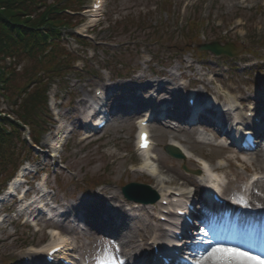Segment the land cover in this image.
<instances>
[{
    "label": "rangeland",
    "instance_id": "rangeland-1",
    "mask_svg": "<svg viewBox=\"0 0 264 264\" xmlns=\"http://www.w3.org/2000/svg\"><path fill=\"white\" fill-rule=\"evenodd\" d=\"M84 1L89 8L92 0ZM105 1L104 15L101 16L103 21L107 22L105 26L94 31L89 28V33L83 31L84 26L88 27L91 23L85 11L82 18L87 21L74 29V32L88 36L89 41L82 43L67 33L64 34L67 47L81 59L77 62V66L81 68L85 64V70L72 71L64 80H51L48 95L51 112L49 115L52 116L49 118L55 120V123H50V120L48 122L51 131L43 137L38 146L42 151L36 149L33 152L26 151L30 161L24 163L21 170L28 173L29 180L41 178L43 185L47 182V185L51 187V189L46 188L48 198L56 200L59 211H67L70 213L69 216L79 210L80 203L95 204L101 202L103 198L111 206L115 205V209L117 208L124 216H137L141 222L135 221L133 226L131 225L135 228L134 230L139 231L135 233L134 241L145 247L146 240H143L142 231L151 232L152 228H160L163 224L158 221V214H155L152 209L130 203L121 192L122 185L131 181L154 185L152 177L140 168L142 158L136 153L135 146L138 120L145 112L123 116L125 109L120 103L124 97H133L135 91L129 86H124L121 78L115 79L114 84L111 85L117 98L115 103L119 108H123L119 110L121 115L114 117L113 121L105 129L98 131L96 138L90 141L92 138L85 139L86 133L82 127L85 107L79 105V102L82 98L91 99L94 96V89L104 87L108 78L113 77L110 70L101 68L103 66L113 69L115 76L126 74L131 77L133 83L144 82L149 77L153 82L161 81L160 77L153 76L149 72L151 70L155 73L168 74L164 81L169 82V85L170 82L178 83V81L186 83L191 75V78L195 79L192 81L195 83L192 87L202 90L205 95L204 87L208 90H217L219 93L220 90L209 81L215 77L218 81L222 79L221 82L227 84L226 91L232 92L228 94L229 96L264 95V0L245 2L243 0ZM188 21H200L199 23L204 24V28L192 32V37L188 33V28L186 29ZM235 25L238 26L233 28ZM90 38L106 39L108 42L98 45ZM195 39L199 42L233 41L236 46L243 49L240 55L228 60L226 56L218 57L208 51H204L205 53L196 49L194 51L191 46ZM17 59L12 64L13 75L8 88L10 100H4L5 110H13V103L19 101L17 95H20L24 89L28 90L32 87L33 82L28 80L29 73L41 67L48 69L49 62L54 60V56L51 55L46 60H39L32 56H19ZM180 60L186 61L185 66L189 63L195 65L194 71L185 68V75L188 76L185 80L180 78ZM119 61L124 62L126 66L119 64ZM212 66L215 68L213 69ZM202 76L206 77L205 82L197 81ZM183 90L182 103H185L189 88ZM24 95L25 92L20 100ZM141 95L144 96V94ZM137 99L135 95L132 101ZM242 112L245 110L242 109ZM181 123L184 125L182 121ZM59 127L66 130L62 138L65 146L55 153L51 145L57 141L56 132ZM150 129L155 143L152 154L156 157L160 156L164 161L163 164L157 161V165L160 164L165 177L174 176L177 177L178 183L186 182L189 178L184 177L183 165L188 166L189 163L175 159L165 152L164 145L168 139H164L158 123H151ZM205 135L210 139L213 138L211 134ZM186 138H189L187 145L194 151V157L195 154L203 153L213 159L214 165L219 164L213 158V154L208 155L210 151H215L216 154L221 153L214 149V146L199 145L191 134H187ZM217 142L220 141L217 140ZM17 152L18 150L15 153ZM10 154L11 156L14 154L13 150ZM221 154L224 156L223 153ZM253 154L240 155L236 150L234 154L225 153L226 158L231 157L234 160L232 168H227L228 164L222 160V164L226 167L221 176L229 181L223 187L226 194L229 193L238 198L249 195L246 190L251 192L256 181V177L251 179L256 166L249 163L248 171L234 158L240 156L247 161ZM171 160L177 162L173 165L175 172L169 170ZM66 166L68 169L65 168ZM11 173L12 169L0 175V185ZM96 182L106 183L94 189L92 186ZM259 189L261 190V187ZM113 196H116V199H113ZM12 199L8 198L6 202H1L0 208H6ZM150 213H153V218L150 217ZM11 219L10 215L6 217L5 214L0 215V264L22 263L21 257L29 250L31 244L44 247L52 241L53 233L46 231L44 226L54 224L58 227L60 224L57 221L41 220L40 229H37L28 223L25 224V221L11 224ZM72 227H76V230L73 231ZM62 228L76 239L79 256L88 255L90 259H95L102 255H109L108 246L101 244L98 239L91 238L88 230L84 232L83 229L74 226L70 219ZM130 247L131 245L127 246L126 250H130Z\"/></svg>",
    "mask_w": 264,
    "mask_h": 264
},
{
    "label": "bare ground",
    "instance_id": "bare-ground-1",
    "mask_svg": "<svg viewBox=\"0 0 264 264\" xmlns=\"http://www.w3.org/2000/svg\"><path fill=\"white\" fill-rule=\"evenodd\" d=\"M92 11V9H91ZM99 11H95L92 12V14L90 13V15L92 17H96L97 13ZM188 68L192 71L195 70V65L193 63H190L188 65ZM182 71L181 73V78H183L182 76L185 75V72L183 71V66H181ZM201 82H205L206 77L202 76L198 78ZM218 81V78H213L211 83H214ZM149 84H128L129 87L131 89H133V91H135L136 86H138L139 89L142 90H146L147 93H150L153 90H156L157 92V96L159 97V100H156L157 104H147V103H140L137 106H133L130 108L129 104H126V107H124L125 112L123 114V116H129V115H137L139 113L142 112V107H145V105H148L150 107V109H157V110H161V106L163 104H165L164 106L167 107L165 109V111L167 112V116L163 119H160V127L162 129V133H163V137L164 139L169 138V143H172L174 145H177L181 151L185 154V158L186 160L188 159L190 166H192L193 164H195V161L191 158V154L189 149L187 150L185 148L184 145L187 144V139L183 138V136H187V134H192V135H200V131H199V124H203L202 121L200 120L201 117H193V123L189 128L185 125H182L180 122V117L178 116V109H180L179 106L175 105L176 103L179 102L180 97H177L175 95V93H173L172 91V87L171 85L167 83L165 84H156L155 82H153L152 80L147 81ZM168 88V89H167ZM167 89V90H165ZM184 89V88H183ZM182 89V93H184V90ZM171 90V91H170ZM134 93V92H133ZM181 93V94H182ZM213 93H217V92H213ZM183 95V94H182ZM173 97L174 99V103H171V105H169L167 102L169 99H171ZM164 97V98H163ZM196 97L198 98V100H200L202 98V92L198 91V93H196ZM95 98V97H94ZM246 98H249L252 101H256V97L255 96H247ZM245 99V98H244ZM159 102V103H158ZM237 99H235L234 97L230 98L228 101V105L230 106L232 111L236 112V116L237 115H241V117L243 118V121H246L248 123H253L250 119L246 118L240 111H239V106L237 105ZM87 104V101L82 98L79 102V105L81 106H85ZM253 106L251 105V108ZM259 106H257L256 103V107H255V112H257ZM119 110V108L116 109V111ZM264 110V109H263ZM259 112L256 113L260 119V123H264V111L263 113L258 110ZM209 112L211 114H217V112L214 109L209 110ZM213 112V113H212ZM121 113L119 112H115V117L120 116ZM186 115H190V113L188 112ZM210 115V114H209ZM223 121L228 122L231 119V115L229 113H226L223 115ZM210 121V120H209ZM93 126V125H92ZM204 129L206 131H213L214 130V124L212 121H210L209 123H204ZM90 129V127H89ZM92 129H90L89 131H91ZM64 131H61L59 129L58 134L61 136L63 134ZM263 134V133H262ZM182 135V136H181ZM200 141V140H198ZM217 146L219 149H224V147H222L221 145H215ZM53 150H57L56 148ZM151 151H147V160L144 161L142 168L144 169V171L146 173H148L150 176H152V179L154 181V189L157 190V192L160 194L161 197V201L166 199L167 201L175 204V200H178L176 198L173 197L172 193H168V189L167 186L168 185H175L176 183H178V179L177 177H172V178H167L163 176V171L162 169H160L159 167H157L155 165V162L152 160V157H150ZM191 158V159H190ZM157 160L160 161V163H164V161L162 160L161 157L156 158ZM255 165V171L256 173H262V175H260L256 181V183L254 184L253 190H252V194H253V198H256L257 201H251L252 203L256 202L259 203L261 205L264 206V144L261 146V148L259 149L258 154L256 155V157L251 158ZM229 160H231L229 158ZM177 164L176 161L171 160L170 161V166L171 168L169 169L172 172H175L174 169L175 167L173 165ZM204 164L207 166V171L209 172L208 174L205 173L203 168H200L201 171V175H200V179L203 182L206 183H211L212 181L214 182L215 180H218L219 177V173L216 174V171H222L224 169L223 165H214V166H210L208 162L205 161H200L198 163V166ZM248 168V167H247ZM177 172V171H176ZM212 174V175H210ZM208 175V176H207ZM194 181L198 182V179L193 176H190L189 179L186 182H183L182 184H180V188L185 187L187 183H194ZM197 184V183H196ZM195 185V183H194ZM201 185H204V183H202ZM261 187V190L259 189ZM170 189V187H169ZM183 192V196L184 198H188L189 196L187 195V191L186 190H182ZM113 199H116V196H113ZM88 205L89 207H92V213L90 214V216L87 218L86 223L88 225V231L90 232V235L92 236V238L94 240L98 239L101 242L105 243V244H109L110 240L106 237H103L102 235H100V233H103L105 231V229L108 227L111 228L110 233L112 234V238L115 241L120 242V244L125 247V249H123V254L127 256L128 259H130L132 261L133 264H151L153 263V256L152 255H143L144 252L139 253V255L134 256L132 251L136 250L137 245L134 241L135 238V233L137 232L136 230H134L135 228H133L131 226V224H129L130 222H134L135 220L138 221L139 219L137 217H132L130 220L128 221H123L121 224V227H115L114 223L111 222V215L107 218L108 222L106 221V223L104 222V220L102 219V216L104 215V211L105 210H110L108 209V205L106 202V199L103 198V200L101 202H97V203H84V204H79L80 208H83L84 206ZM78 206V208H79ZM153 207L156 211H158L160 208L159 206H161V209H163V207H166L164 205L160 203H156L155 205H144V207ZM113 208V207H112ZM115 209V208H114ZM88 210H91V208H89ZM106 213V212H105ZM128 223V224H127ZM154 231L149 232V234L147 232H143L142 236L146 237V238H156L155 240H157V237L154 236ZM57 234V233H56ZM57 237H59V233L57 234ZM237 237H239V235H237ZM159 238V237H158ZM232 238L227 242L225 241V247H228L227 245H231L234 244L232 241ZM154 241L157 242V241ZM135 243V244H134ZM237 244H239V242H236ZM132 245L130 250H126L127 246ZM217 247L216 245L212 246L210 248L209 251H211L212 248ZM208 253H203L202 257H201V263L200 264H213V261L211 259H206ZM28 255V254H27ZM31 255V254H30ZM112 256H115L114 253L111 254ZM38 264H44V263H38Z\"/></svg>",
    "mask_w": 264,
    "mask_h": 264
},
{
    "label": "trees",
    "instance_id": "trees-1",
    "mask_svg": "<svg viewBox=\"0 0 264 264\" xmlns=\"http://www.w3.org/2000/svg\"><path fill=\"white\" fill-rule=\"evenodd\" d=\"M56 2L0 0V88L5 81V71L1 66L4 59L25 54L36 56L51 42L59 40L60 26L67 23L69 18L64 14L65 9L60 6V0ZM33 96L35 98L36 94ZM4 123L0 122L1 142L7 139L1 126ZM1 149H4V145Z\"/></svg>",
    "mask_w": 264,
    "mask_h": 264
},
{
    "label": "snow or ice",
    "instance_id": "snow-or-ice-1",
    "mask_svg": "<svg viewBox=\"0 0 264 264\" xmlns=\"http://www.w3.org/2000/svg\"><path fill=\"white\" fill-rule=\"evenodd\" d=\"M206 259H211L213 264H264V257L223 246L212 248Z\"/></svg>",
    "mask_w": 264,
    "mask_h": 264
},
{
    "label": "water",
    "instance_id": "water-1",
    "mask_svg": "<svg viewBox=\"0 0 264 264\" xmlns=\"http://www.w3.org/2000/svg\"><path fill=\"white\" fill-rule=\"evenodd\" d=\"M209 47L215 51L219 50L218 48L213 47V46H209ZM169 151L172 154H175L171 148H169ZM176 155L182 156L181 154H176ZM124 192L126 193L127 197H129V198H137V199L146 201V199H148L147 193L151 192V190H150V187H148V186H143V185L133 183V184L126 186L124 188ZM145 193H146V195H145ZM135 195H137L138 197H135ZM156 199H157V196L153 200H156Z\"/></svg>",
    "mask_w": 264,
    "mask_h": 264
}]
</instances>
